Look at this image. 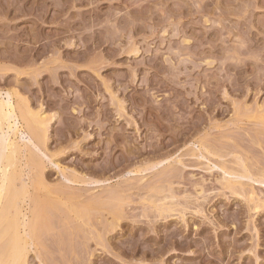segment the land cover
Segmentation results:
<instances>
[{
	"label": "rangeland",
	"instance_id": "374dc122",
	"mask_svg": "<svg viewBox=\"0 0 264 264\" xmlns=\"http://www.w3.org/2000/svg\"><path fill=\"white\" fill-rule=\"evenodd\" d=\"M8 93L24 264H264V0H0Z\"/></svg>",
	"mask_w": 264,
	"mask_h": 264
},
{
	"label": "bare ground",
	"instance_id": "6f19581e",
	"mask_svg": "<svg viewBox=\"0 0 264 264\" xmlns=\"http://www.w3.org/2000/svg\"><path fill=\"white\" fill-rule=\"evenodd\" d=\"M7 96L6 101L0 100V133L4 131L3 127L7 122V124L9 123L7 128L13 131V135L7 136V139L2 138L3 140L0 138V147H2L0 148L2 150H0V243L5 237L9 238V241L5 242V247L0 248L2 251L0 252V264H24L31 247L37 241L38 226L41 220L38 212L41 203L29 188L34 187L36 191L38 189L40 191L42 188L46 191L48 187L43 184L41 176L35 174L30 178L33 181V186L25 182L26 185L23 184L22 188H18L16 179L22 178V174H19L23 172L21 170L23 167L18 169L22 171L20 173L17 172V167L21 159L20 156H24L21 155L22 148L19 144L17 145L16 139L23 129H27L33 138L39 142H44L48 119L41 113L42 111L35 113L22 102L15 104V100L13 101L12 98L15 95L8 93ZM12 121L14 122V124L12 123L13 126ZM5 131L7 130L5 129ZM3 135L0 134V137ZM6 135L11 134L4 136L6 137ZM27 200L31 203H29L26 212L23 205Z\"/></svg>",
	"mask_w": 264,
	"mask_h": 264
}]
</instances>
